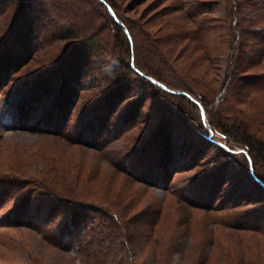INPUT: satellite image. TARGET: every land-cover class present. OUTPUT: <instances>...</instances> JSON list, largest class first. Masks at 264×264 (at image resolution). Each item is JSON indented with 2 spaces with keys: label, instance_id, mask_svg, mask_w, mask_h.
Returning <instances> with one entry per match:
<instances>
[{
  "label": "rangeland",
  "instance_id": "1",
  "mask_svg": "<svg viewBox=\"0 0 264 264\" xmlns=\"http://www.w3.org/2000/svg\"><path fill=\"white\" fill-rule=\"evenodd\" d=\"M71 1L77 8L64 5L69 15L58 23L72 37L46 42L23 69L0 76V264H264V229H238L239 207L219 209L251 186L247 160L201 135L229 141L206 129L217 119L228 70L227 49L217 54L227 37L226 0H111L131 31L135 58L161 70L173 89L201 95L202 125L189 99L127 71L129 52L102 3ZM202 26L211 28L208 52L194 45ZM82 34L112 39L117 57L90 50L78 70H49L62 46ZM62 75L70 91L55 104L45 88L56 90ZM263 105L260 91L248 104L234 103L253 115ZM163 148L172 156L159 160ZM158 161L170 176L138 181L144 165ZM254 168L264 179L261 163ZM140 221L153 232H139Z\"/></svg>",
  "mask_w": 264,
  "mask_h": 264
},
{
  "label": "trees",
  "instance_id": "2",
  "mask_svg": "<svg viewBox=\"0 0 264 264\" xmlns=\"http://www.w3.org/2000/svg\"><path fill=\"white\" fill-rule=\"evenodd\" d=\"M98 1L104 5L111 22L116 28L119 43L126 47L129 52L126 62L127 71L146 83L165 90L169 95H179L189 99L198 108L201 125L205 124L204 119L208 117V111L201 95H193L189 89H173L163 81L164 77L161 70H153L149 65L143 64L140 58H135L131 31L122 17L119 16L115 5L111 0ZM68 2L72 7L77 8V6H73L71 0H0V34H4L0 39V76H5L9 70L23 69L37 55L44 52V50L41 51V48L46 45V42L62 39L66 41L68 39L66 37H72L68 34L70 33L69 28L61 29L62 26L58 23L61 18L65 19L69 15L67 14L68 11L65 10L67 8L64 6L68 5ZM226 3L227 9L222 19L225 22L224 29L227 37L218 41L217 54H225L224 49H227L228 70L217 94V119L209 118L212 127L206 129L209 132L224 134L229 138V141L223 146V144H217L210 138L209 133L201 132L200 128L197 131L201 132L204 138L225 149L228 154H238L240 152L244 154L247 160L246 169L251 186L245 185L244 188L249 187L248 190L232 194L231 201L227 204L224 203L219 209L239 207V212L235 213L234 211L235 214H238V216L235 215L237 221L235 227L242 230L259 231L264 229V206L260 204L264 201V179L256 173L257 170L254 166L257 162H260L264 168V130H262L264 129V105L253 115L245 108L234 107V103L248 104L251 101L253 91H260L264 94V69L259 72L250 71L264 64V0H226ZM202 6L203 2L199 13L204 11ZM244 7L251 8L250 15H247V12L244 11ZM176 10L177 8L173 7L166 8L165 12ZM204 19L203 16L201 22ZM194 27L196 29L200 28L198 24ZM210 30V27L202 26V32L199 33L200 36H203V40L194 44L195 47L202 48L204 52L210 50L211 44H209L208 39L205 40L206 34ZM46 32L48 35L45 34ZM189 33L192 32H187V35L196 40L191 36L193 34ZM61 34L62 36H59ZM84 37L83 34L81 36L77 35L73 37L72 42H66L62 46L60 56L49 67V70H66V73L69 70H78L80 64L83 63L82 61L89 59L87 54L91 53L90 50L99 55L105 54L106 56L117 57L118 51L111 44L112 39L111 41L108 38L98 40L94 37V34ZM151 47H153L150 52L152 55H160V52L156 51L155 45ZM64 77L65 75H62L59 81L54 83L56 90L45 88L48 93H54L55 96H52V101L55 104L65 100V97L69 94V84L66 83L67 80L65 81ZM253 124L256 125L253 127ZM234 148L238 150H234ZM163 149L164 151L161 149L160 155L157 154L159 160L163 156L168 159L172 156L171 151H167V148ZM144 167L148 171L143 169L140 172L141 170H138L144 177L139 178L140 176H138L141 180H138V178L137 180L141 182L145 178L147 181L156 182L157 179H167L171 174L167 166L164 163L160 164V161L154 164L146 163ZM143 174H148V176ZM218 183L217 187L219 186ZM250 204L254 206L251 207ZM257 204L260 206H256ZM244 205L249 206L243 207ZM111 214L114 215V218H120L121 223L125 222L122 212L115 213L112 211ZM133 220L134 218L131 221ZM141 224L140 227L145 229L139 230V232L143 231L146 236H148L149 231L150 233L153 232L151 222H141Z\"/></svg>",
  "mask_w": 264,
  "mask_h": 264
}]
</instances>
